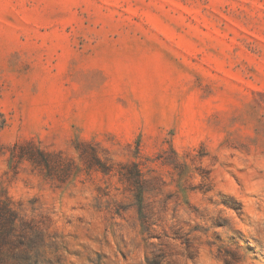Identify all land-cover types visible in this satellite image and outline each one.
Segmentation results:
<instances>
[{
    "label": "rangeland",
    "instance_id": "rangeland-1",
    "mask_svg": "<svg viewBox=\"0 0 264 264\" xmlns=\"http://www.w3.org/2000/svg\"><path fill=\"white\" fill-rule=\"evenodd\" d=\"M2 189L43 264H264V0H0Z\"/></svg>",
    "mask_w": 264,
    "mask_h": 264
},
{
    "label": "trees",
    "instance_id": "trees-1",
    "mask_svg": "<svg viewBox=\"0 0 264 264\" xmlns=\"http://www.w3.org/2000/svg\"><path fill=\"white\" fill-rule=\"evenodd\" d=\"M80 144L91 148L87 152L78 148L80 157L85 160L88 168L94 167L106 174L113 170V165L106 164L107 161L100 157L95 146L84 142H80ZM33 146L32 142L19 146L21 149L30 147V151H23L20 157L28 159L38 166L49 168L62 166L61 164L65 160L62 153L49 152L40 148L31 149ZM126 178L135 185V179L130 176H126ZM142 193V191L137 193V197L141 201ZM44 238V232L22 214L21 209L8 192L5 189L0 190V264H43L35 258L37 254L41 253L40 243L44 241Z\"/></svg>",
    "mask_w": 264,
    "mask_h": 264
}]
</instances>
